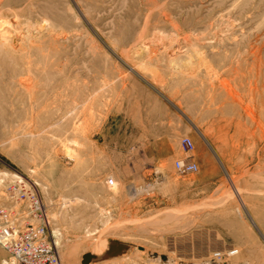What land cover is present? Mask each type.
Segmentation results:
<instances>
[{
	"label": "rangeland",
	"instance_id": "1",
	"mask_svg": "<svg viewBox=\"0 0 264 264\" xmlns=\"http://www.w3.org/2000/svg\"><path fill=\"white\" fill-rule=\"evenodd\" d=\"M17 180L57 264H264V0H0Z\"/></svg>",
	"mask_w": 264,
	"mask_h": 264
},
{
	"label": "built area",
	"instance_id": "2",
	"mask_svg": "<svg viewBox=\"0 0 264 264\" xmlns=\"http://www.w3.org/2000/svg\"><path fill=\"white\" fill-rule=\"evenodd\" d=\"M183 153L193 144L188 138L180 142ZM179 175L197 172V165L187 159L174 161ZM0 204V248L6 254L4 264H57V254L48 238L49 221L46 208L27 183L20 180L5 186Z\"/></svg>",
	"mask_w": 264,
	"mask_h": 264
},
{
	"label": "crops",
	"instance_id": "3",
	"mask_svg": "<svg viewBox=\"0 0 264 264\" xmlns=\"http://www.w3.org/2000/svg\"><path fill=\"white\" fill-rule=\"evenodd\" d=\"M7 254L6 252L0 248V264H4V261L6 260ZM4 259V261H2Z\"/></svg>",
	"mask_w": 264,
	"mask_h": 264
},
{
	"label": "bare ground",
	"instance_id": "4",
	"mask_svg": "<svg viewBox=\"0 0 264 264\" xmlns=\"http://www.w3.org/2000/svg\"><path fill=\"white\" fill-rule=\"evenodd\" d=\"M254 116V115H253Z\"/></svg>",
	"mask_w": 264,
	"mask_h": 264
}]
</instances>
